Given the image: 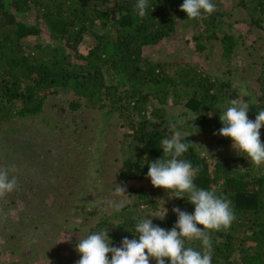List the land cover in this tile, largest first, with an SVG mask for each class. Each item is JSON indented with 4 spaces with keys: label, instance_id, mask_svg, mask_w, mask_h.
<instances>
[{
    "label": "trees",
    "instance_id": "trees-1",
    "mask_svg": "<svg viewBox=\"0 0 264 264\" xmlns=\"http://www.w3.org/2000/svg\"><path fill=\"white\" fill-rule=\"evenodd\" d=\"M135 2L0 0V128L18 118L41 116L48 98L59 91L74 94L75 100L69 103L74 113L82 107L100 111L110 107L111 112L122 116L127 113L126 124L147 156L133 164L127 162L136 171L130 173L132 177L138 173L147 177V165L164 158L160 141L171 134V124L164 115L171 94L177 104L198 116L188 123L189 132L195 131L192 123L198 132H217L222 127L218 108L239 98L234 83L205 73L184 72L180 77L175 73L176 78L165 65L150 62L144 51L172 37L177 22L183 21L188 28L204 29L201 36L195 37L201 50L205 40L215 41L219 33L226 35L222 39L223 58L230 61L238 45L224 30L226 12L219 0H214L216 11L203 20L187 19L180 10L183 0H150L148 15L142 18L134 10ZM239 5L248 15L250 27L264 32V0H240ZM33 12L36 20L29 23L27 14ZM87 35L94 37L95 44L83 55L79 46ZM45 36L50 39L47 44L34 43V38ZM258 82L260 98L248 113L251 120H255L256 112L264 110V72ZM133 114L142 121L130 125ZM149 116L155 120L150 121ZM260 132L264 143V127ZM186 139L190 147L184 158L199 168L197 187L214 190L233 202L236 218L231 227L212 234V264H264V170L244 167L248 159L240 154L220 159L215 168L223 178L213 177L209 159L199 155L193 138ZM225 139L232 143L230 138ZM131 167L127 172L132 171ZM154 190L141 198L150 210L164 215L167 209V213L163 220L153 219V224L171 229L177 221L174 207L194 212L186 199L171 197L173 193L163 188ZM136 221L129 219V229H122V233L112 231L106 221L103 223L109 227L113 246H119L125 236L136 238ZM186 245L204 251L200 241H186ZM150 264L155 261L150 260Z\"/></svg>",
    "mask_w": 264,
    "mask_h": 264
},
{
    "label": "rangeland",
    "instance_id": "rangeland-1",
    "mask_svg": "<svg viewBox=\"0 0 264 264\" xmlns=\"http://www.w3.org/2000/svg\"><path fill=\"white\" fill-rule=\"evenodd\" d=\"M219 2L226 12L224 30L238 45L230 61L223 58L226 35L219 33L215 41H202L201 50L195 37L204 29L188 28L183 21L177 22L172 37L146 47L144 55L154 64L165 65L175 77V73L177 77L184 72L205 73L231 81L237 87V101L241 85H246L256 103L264 72V32L250 27L240 0ZM35 16L34 12L27 14L29 23H34ZM34 40L43 45L50 41L47 36ZM94 44V37L87 35L79 46L81 54L87 55ZM249 99L243 98L244 102ZM72 100L73 93L59 91L48 98L41 116L18 118L0 128V167L14 165L17 169L16 190L0 198V264H76L79 237L92 229L107 231L110 227L122 233L129 229V219L163 216L141 198L155 191L150 179L141 173L130 175L136 171L127 162L133 164L147 156L126 124L128 114L111 112L110 107L105 111L82 107L74 113L69 108ZM165 106V120L182 134H192L187 128L195 115L177 104L173 94ZM132 118L130 125L142 121L137 114ZM214 133L197 132L190 137L199 155L209 159L213 177L223 178L215 168L217 162L244 154L238 155L232 143ZM245 166L253 165L248 160ZM129 167L132 171L127 172ZM260 167L264 170V165ZM119 186L124 193L118 191ZM105 221L109 227L103 225Z\"/></svg>",
    "mask_w": 264,
    "mask_h": 264
},
{
    "label": "clouds",
    "instance_id": "clouds-1",
    "mask_svg": "<svg viewBox=\"0 0 264 264\" xmlns=\"http://www.w3.org/2000/svg\"><path fill=\"white\" fill-rule=\"evenodd\" d=\"M149 6L150 0H136L134 10L142 18L148 15ZM180 10L189 20H203L216 11V4L214 0H183ZM239 91V101L233 99L228 105L218 108L222 127L214 134L230 138L238 155L244 154L253 166L259 168L264 165V143L260 132L264 127V110L256 112L255 120L249 119L254 97L246 85L242 84ZM244 97H249V101L244 102ZM191 127L195 130L192 134L199 131L193 123ZM192 134H182L173 124L171 134L160 141L164 158L147 165V178L152 186L172 192L171 197L186 199L194 206V212L187 213L174 207L172 212L177 221L171 229L153 224L152 219H146L144 215L134 225L136 238L125 236L119 246H113L105 230L79 237L75 250L80 259L76 264H150V260L155 264H212V234L229 229L236 217L231 199L195 184L199 168H194L192 162L184 158L190 147L186 138ZM16 171L14 165L0 167V198L16 190ZM118 191L124 193L125 189L119 186ZM166 213L167 209L162 217L148 214L163 220ZM186 241H200L204 251L187 246Z\"/></svg>",
    "mask_w": 264,
    "mask_h": 264
}]
</instances>
